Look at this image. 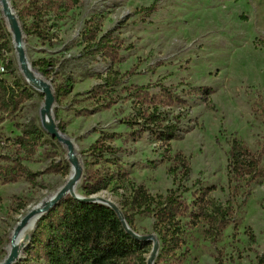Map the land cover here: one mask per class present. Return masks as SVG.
Listing matches in <instances>:
<instances>
[{"label": "rangeland", "instance_id": "obj_1", "mask_svg": "<svg viewBox=\"0 0 264 264\" xmlns=\"http://www.w3.org/2000/svg\"><path fill=\"white\" fill-rule=\"evenodd\" d=\"M9 1L21 28H29L32 20L19 18L25 3ZM0 21L10 36L1 8ZM90 28L97 38L111 33L128 49L114 63L84 52L82 35ZM46 33V41L24 33L26 55L54 90L55 125L72 140L82 164L80 195L86 171L102 173L106 186L95 198L112 202L122 214L134 186L153 196L175 191L189 213L180 217V244L159 264H258L264 253V0H80L72 11L51 15ZM11 54L12 43L9 53L0 51L3 79L28 85L31 96L20 97L17 110L0 122V164L13 159L26 167L16 182H0V262L21 218L57 193L70 174L68 151L47 132L35 155L19 153L15 145L34 128L45 131V97L27 83ZM45 59L57 65L46 76L38 70ZM5 60L11 70H4ZM107 77L112 86H105ZM160 86L184 101L163 109L169 121L180 119L169 149L150 132L123 124L135 113L134 88L150 87L157 95ZM199 87L214 93L209 98L194 93ZM99 139L114 151L103 160L89 152ZM234 139L257 156L262 177L250 183L232 175ZM215 207L226 211L219 233L209 222ZM154 224L152 216L135 217L137 234L158 240ZM36 229L14 264L41 262L32 245ZM153 247L150 242L148 260Z\"/></svg>", "mask_w": 264, "mask_h": 264}, {"label": "trees", "instance_id": "obj_2", "mask_svg": "<svg viewBox=\"0 0 264 264\" xmlns=\"http://www.w3.org/2000/svg\"><path fill=\"white\" fill-rule=\"evenodd\" d=\"M23 1L24 13H19L20 20L25 17L31 19L29 28L23 27L26 35H34L42 41L49 38L46 33L49 17H56L72 11L80 0H13ZM158 2V1H157ZM156 2V3H157ZM143 8L141 11L153 9ZM86 44L84 52L100 55L104 60L113 63L120 56L121 51L128 49L123 41L113 37L111 33L97 38L93 29H86L82 35ZM0 51L9 53L11 50L10 36L7 34L3 23L0 21ZM7 65L4 70H11L12 63L5 60ZM35 68V65H33ZM39 72L46 76L56 69L53 60H42L38 64ZM111 77L105 79V86H112ZM30 87H22L19 81L11 86L3 79L0 72V122L5 116L14 113L19 105V98H29ZM150 87H135L134 98L136 102L135 113L123 124L132 130L139 127V132H150L154 139L165 145L167 149L171 142L178 138L179 116L169 121L167 112L163 109L183 103L176 93L170 88L160 86V93L152 95ZM61 89H56V94ZM194 93L210 97L214 91L209 87H199ZM133 94V93H132ZM146 102H150L146 105ZM110 103L104 105L109 108ZM46 137V131L34 128L26 132L15 141L19 153L35 155L38 147ZM90 156L96 160H103L114 153L104 139H99L90 149ZM3 157L0 156V159ZM178 158V155L174 159ZM229 164L232 175L253 182L262 177L260 163L245 144L234 139L229 152ZM26 167L21 161L11 159V163L0 164V182L9 184L16 182ZM33 178V176H32ZM106 180L100 171H86L82 185L84 197H90L105 189ZM123 215L129 227L135 229L137 215H149L155 219L154 230L160 243V254L156 264L163 261L181 241L183 233L180 217L189 213V206L184 203L175 191L167 195H151L144 186H134L132 194L123 204ZM194 215H190L192 217ZM226 211L215 207L209 215L212 229L219 233L226 225ZM32 245L40 250V263L36 264H148L146 255L150 253V243L135 239L127 232L119 214L111 208L67 197L53 207L37 223L36 234L32 237ZM258 264H264V253L258 259Z\"/></svg>", "mask_w": 264, "mask_h": 264}, {"label": "water", "instance_id": "obj_3", "mask_svg": "<svg viewBox=\"0 0 264 264\" xmlns=\"http://www.w3.org/2000/svg\"><path fill=\"white\" fill-rule=\"evenodd\" d=\"M0 2L4 5L5 9H8V10L12 9V5H11L9 0H0ZM13 30H14V38H15L16 43H18L19 45H22L24 31L21 28L19 21L15 20L14 25H13ZM24 56H25V54L22 53L23 58H24ZM27 83L29 84L28 81H27ZM41 85L45 88V94H46L45 106H44V110L42 111V113H48L55 107L54 90L52 88V85L49 82H47L46 80L44 82H41ZM42 127L53 139L57 140L60 144H62L64 147L67 148L69 155H73L75 153V146H74L72 140H70L68 137H66L65 135H63L59 132L57 126L55 125L54 119H52L51 122H49V123H45V125L42 124ZM72 164L77 168V172L73 178L74 184H76L79 181H81V179H82V168L79 167L77 160H72ZM70 186H71V184L70 185L68 184V185H65L64 187L60 188L57 195L47 205L43 206L42 208L38 209L37 211L34 210V211L28 213L26 215V217L24 218L23 222L21 223V225L16 229L15 233H18L31 218L38 216L39 217L38 220H40L53 207H55L57 204H59V202L62 199H65L67 197H73V198L81 200V201L105 205V206L111 208L112 210H114L116 213H118L120 219L122 220V222H123V224L127 230V232L130 233L135 239L140 240L142 242H147V243L153 242L154 243L153 251L151 254L152 257L148 260V264H155V260L158 257L159 247H160L159 241L155 238V236L150 235L147 237H143V236L138 235L136 232H134L129 227V225L127 224V222L124 218V215L122 214V212L120 211V209L118 207L114 206L110 202H107V201H104L101 199H96L94 197L95 195H92L90 197H84L82 195L81 196H78V195L69 196L68 193H69V187ZM18 259H19V250L17 247H14L12 249L11 253L6 257L3 264H14Z\"/></svg>", "mask_w": 264, "mask_h": 264}, {"label": "bare ground", "instance_id": "obj_4", "mask_svg": "<svg viewBox=\"0 0 264 264\" xmlns=\"http://www.w3.org/2000/svg\"><path fill=\"white\" fill-rule=\"evenodd\" d=\"M0 8H1L2 13L4 15V19L6 21L7 28L9 30V33L11 36V43H12V54H11V56H12V58H14L15 63L21 72V75H23V77L29 82L30 86H32L38 93L42 94L46 98L45 88L41 85V82H44L45 80L43 79V77L40 74H38L36 71H34V69L32 68V65L29 62L28 57L26 55V49H25V44H24V33H23L22 45H19L15 41L13 25H14L15 20L18 21V18L16 16L13 8L11 10L5 9L4 5L1 2H0ZM22 53L25 54L24 58L22 57ZM45 98H44V101L42 102V109H41V123L44 125H45V123H49V122H51L52 119H54V110H55V107H54L50 112L42 113V111L44 110V106H45ZM65 149L67 150L66 147H65ZM67 160L70 162V174H69V177H68L65 185L71 184V186L69 187V193L68 194H69V196H72V195L81 196L79 191H78L80 181L76 184H74V181H73V178L77 172V168L72 164V160H77L79 167L82 168V164H81V162L77 156V153H76V148H75V153L73 155L68 154ZM57 193L49 195L40 204L32 207L30 209L29 213L34 211V210L37 211L38 209L47 205L57 195ZM96 199L103 200L99 196H96ZM104 201L109 202L108 200H104ZM110 203H112V202H110ZM113 205L116 206L115 204H113ZM25 217L21 218L17 227L13 231L12 244L8 250V255H9L11 253L12 249L14 247H17L19 250V259L21 258V255L24 253V251H25V249H26V247L30 241V236H31L32 232L35 230L36 225L39 221L38 220L39 217L35 216V217L31 218L18 233H15L16 229L21 225V223L23 222ZM151 257H152V255L150 256V258ZM4 261L0 262V264H3Z\"/></svg>", "mask_w": 264, "mask_h": 264}]
</instances>
